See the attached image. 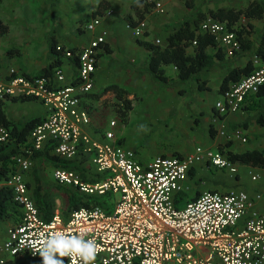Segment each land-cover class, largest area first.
I'll list each match as a JSON object with an SVG mask.
<instances>
[{"label": "built area", "instance_id": "1", "mask_svg": "<svg viewBox=\"0 0 264 264\" xmlns=\"http://www.w3.org/2000/svg\"><path fill=\"white\" fill-rule=\"evenodd\" d=\"M151 1L157 12H165L161 1ZM113 13L109 8L88 21L85 29L94 36L76 52H65L66 57L78 59L73 78H67L61 67H55L53 75L42 76L22 75L15 68L7 73L0 70V103L34 99L46 109L42 122L34 127L27 145L16 156L15 172L0 182V187L12 191L21 212V220L8 229L0 264L20 253H28L42 264L41 241L61 231L95 240L97 254L92 264H264V209H256L261 194L205 189L184 207L176 205V194L188 190L185 181L198 163H209L231 175L239 172L226 152L196 146L184 155L158 156L144 163L136 150L117 142L115 120H111V129L102 140L86 130L91 113L82 98L96 89L99 52L109 34L107 29H97L102 18ZM126 27L140 37L147 23L128 22ZM198 33L215 36L217 45L230 56L243 50L236 30L213 16L200 23ZM57 49L61 51L63 46ZM251 62V72L230 82L223 98L216 102L219 118L241 110L247 98L264 87V59L255 54ZM234 135L247 142L242 128H237ZM11 140L10 130L0 126V144ZM49 144L61 159L76 165L54 168L55 182L83 196L119 194L111 210L92 204L74 209L65 218L62 209L56 207L50 221L43 218L27 176L39 162L32 156L34 151ZM252 178L259 175L252 174ZM64 260L65 264H82L79 258Z\"/></svg>", "mask_w": 264, "mask_h": 264}, {"label": "crops", "instance_id": "2", "mask_svg": "<svg viewBox=\"0 0 264 264\" xmlns=\"http://www.w3.org/2000/svg\"><path fill=\"white\" fill-rule=\"evenodd\" d=\"M137 1L139 0H0V70L7 73L9 68H15L19 74L36 76L51 63L59 62V67L63 68L67 78H73L77 72V59L52 53V45L77 50L81 48L94 36V33L86 31L85 24L95 17L94 11L101 2L108 3L114 13L104 16L101 27L97 29V32L107 29L109 34L106 46L103 45L99 52L96 89L82 98V104L91 113V123L86 130L94 138L102 140L105 132L111 129V120H115L117 142L136 150L144 163L158 156L184 155L192 152L196 146L222 149L226 153L255 151L264 157V124L259 122L261 107L258 105L260 101L264 108V96L260 95L264 87L259 93L250 95L241 110L219 118L216 109V102L223 98V92L231 82L225 89L222 88L229 69L251 66V59L255 54L242 50L230 56L222 49L225 56L223 64L200 76L201 85L205 88L200 89V83L193 78L182 81L174 88H167L144 71L150 50L138 43L140 39L165 47L169 35L184 20L189 19L194 25L198 20L201 23L207 16H212L213 12L245 9L255 0H191L192 7L186 4V0H159L165 6V12L159 13L152 7L143 18L147 28L140 37L126 27L129 22L128 13H131L133 20L138 19L131 7ZM257 1L264 8V0ZM249 23L253 24V28L247 38L258 44L264 33V15L261 18L241 16L232 25L248 28ZM218 47L209 46L207 52L215 53ZM187 51L193 53L194 47H189ZM163 68L167 75L176 78L175 66L169 64ZM244 75L243 73L242 77ZM114 83L126 88V96L131 98V108L126 119L123 116L124 104L117 101L113 92L103 93L106 86ZM98 93L101 95L98 96ZM108 101L115 102L113 109L116 115H107L105 110L103 112L99 109L96 112L91 109L92 104L107 107ZM4 108L16 122H25L34 117L44 118L46 114L44 105L34 99H7L4 101ZM239 127L244 130L247 142L234 135ZM235 163L239 172L234 175L209 163H198L185 181L188 190L176 194V198L180 193L184 194L181 207L205 189H236L245 190L251 196L261 194L262 198L258 199L256 209L262 211L264 166ZM252 174L259 175V178L253 179ZM32 177L30 174L27 179L33 191L36 180H31ZM33 196L36 200L34 192ZM17 222L11 215L0 221V258L3 256L2 247L8 229ZM6 264L39 262L28 253H20L10 257Z\"/></svg>", "mask_w": 264, "mask_h": 264}, {"label": "trees", "instance_id": "3", "mask_svg": "<svg viewBox=\"0 0 264 264\" xmlns=\"http://www.w3.org/2000/svg\"><path fill=\"white\" fill-rule=\"evenodd\" d=\"M151 0H139L132 4V10L138 16L137 20H133L131 13H128L129 23L136 25L139 21L143 20L145 14L154 7V3ZM186 4L192 7V1L186 0ZM109 8V4L100 3L99 7L94 11V15H103L105 11ZM223 13V14H222ZM212 16L220 19L227 20L230 29L236 30L239 39L242 42L243 50L249 51L252 54L261 56L264 59V33L258 44H255L250 39L247 38L249 33L253 28V24L249 23L247 27H233V21L241 16L251 17V18H261L264 15V8L261 2L255 0L248 7L241 10H227V11H216L211 14ZM201 20H198L193 25L189 19L181 22L178 27L169 35L168 43L165 47L156 45L154 43L146 42L138 39V43L150 50L147 63L145 65L144 71L152 75L153 79L160 84L162 87L174 88L178 86L182 81L187 79H196L200 83L199 88L203 89L205 86L201 85V74L209 72L217 65H222L224 61V53L221 47L217 48L215 53H208L207 48L209 46H218L216 37L210 34L198 33V25ZM196 41V44H194ZM106 46V44H104ZM58 45H52V53L65 55L67 50L76 52L75 48H66L59 51L57 49ZM194 47V52L189 53L187 49L189 47ZM110 48L108 49V51ZM77 59V57H75ZM78 60V59H77ZM59 62L51 63L48 65L39 75H53L55 67H59ZM78 61L75 62V65ZM173 65L176 68V78L167 75L164 66ZM252 70L251 66L248 65L245 68L231 67L229 73L223 80L222 88L228 85L231 81L238 80L242 77V74H247ZM111 91L114 93L117 101H121L124 105L123 116L126 119L127 112L131 108V98L126 96L127 89L118 85L110 84L105 87L104 92ZM101 95L98 93V96ZM260 95L264 96V90L260 92ZM258 105L261 107V113L259 115V122L264 124V108L260 101ZM122 110V109H121ZM42 117H34L25 122H16L8 116L4 108V102L0 103V126L7 127L11 132L12 140L8 143L0 144V182L8 180L16 170V156L22 152V146L27 145L29 135L31 131L41 123ZM222 150V149H221ZM223 151V150H222ZM228 156L234 162L240 163H251L259 164L264 166V157L258 152H245V153H233L228 152ZM33 158L39 162H47L54 168L64 167V168H75L76 165L73 161H68L61 159L58 155L53 152V145L49 144L44 149L34 151ZM38 165V164H37ZM35 170V169H34ZM33 170V171H34ZM34 178L36 180V185L34 186V195L38 203V207L43 218L50 221L54 215L53 213V203L50 198V194L45 190L41 178L38 172L34 171ZM29 184V183H28ZM30 186V184H29ZM60 191L65 192L68 200V206L65 210H62V215L66 218L69 213L74 209H78L82 206H90L92 204L102 205L107 210L112 209V205H109L108 201H113L114 196L112 193H106L108 195V200H101L97 196H83L78 192L71 191L68 188L56 186ZM184 194L180 193L176 198L177 207H181L180 202L183 200ZM193 200V199H191ZM189 200V201H191ZM187 201V202H189ZM11 215L16 218L19 222L21 220V212L18 206L13 201L12 191L2 186L0 188V221Z\"/></svg>", "mask_w": 264, "mask_h": 264}, {"label": "clouds", "instance_id": "4", "mask_svg": "<svg viewBox=\"0 0 264 264\" xmlns=\"http://www.w3.org/2000/svg\"><path fill=\"white\" fill-rule=\"evenodd\" d=\"M97 254L94 239L66 232H53L43 238L39 247L42 264H64V257L79 258L82 264H92Z\"/></svg>", "mask_w": 264, "mask_h": 264}, {"label": "rangeland", "instance_id": "5", "mask_svg": "<svg viewBox=\"0 0 264 264\" xmlns=\"http://www.w3.org/2000/svg\"><path fill=\"white\" fill-rule=\"evenodd\" d=\"M114 106H115V102H111V101L109 102L108 101L107 107H105V106L104 107L103 106L96 107L92 104L91 109L96 111V112H98L100 110L104 112V110H105L106 111L105 113L107 115L111 114V116H113V115H116V113L113 109ZM35 170L38 172V175L40 176V178L42 180V183L45 187V190L48 191L50 194V198H51V201L53 203V208L60 207L62 210H65L68 206L67 196H66L65 192L60 191L59 189L56 188V186L58 184L55 182L54 177H53L54 167L51 166L47 162H39V164L36 166ZM34 171L31 173V175L33 176L31 178V180H33V181L35 179L34 178V173H35ZM59 186H61V185H59ZM61 187H64V186H61ZM66 188H68V189L70 188V190L73 191V189L71 187H66ZM107 196L108 195H100L97 197H99L101 200H108ZM118 197H119V194H116V196H114L113 201L112 200L108 201L109 205H112V208L114 207V204L116 201L115 198H118Z\"/></svg>", "mask_w": 264, "mask_h": 264}]
</instances>
